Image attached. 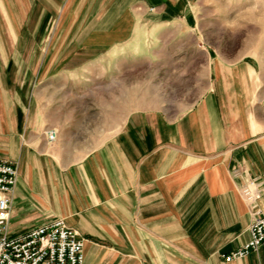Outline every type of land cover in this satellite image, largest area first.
<instances>
[{"label": "crops", "instance_id": "crops-1", "mask_svg": "<svg viewBox=\"0 0 264 264\" xmlns=\"http://www.w3.org/2000/svg\"><path fill=\"white\" fill-rule=\"evenodd\" d=\"M44 1L83 26L60 37L75 43L61 51L8 46L17 34L0 32V159L19 168L12 233L63 219L84 240L83 264H264V244L246 258H222L251 236L252 212L241 194L248 179L258 183L264 211V74L249 62L229 70L234 79L210 83L189 108L174 94L172 116L161 110V80L148 78L157 91L127 96L121 118L119 100L111 99L110 120L98 127L74 122L63 109L62 142L49 144L53 117L30 93L38 56L46 57L41 70L60 71L68 83L71 72L77 79L91 68L118 72V58L149 55L146 34L166 30L171 18L162 14L180 0ZM7 13L19 21L17 8ZM71 53L111 62L54 67L55 55Z\"/></svg>", "mask_w": 264, "mask_h": 264}, {"label": "rangeland", "instance_id": "rangeland-1", "mask_svg": "<svg viewBox=\"0 0 264 264\" xmlns=\"http://www.w3.org/2000/svg\"><path fill=\"white\" fill-rule=\"evenodd\" d=\"M12 8L21 12L15 24L7 13ZM162 15L171 18V24L165 25L167 28L161 34H146L144 42L149 55L118 58V72L91 68L81 72L78 79L72 78L76 73L69 72L71 80L68 83L60 71L41 70L46 57L38 56L40 69L31 72L30 93L34 92L32 98L36 99L39 111L53 117L55 125L47 130L56 132L53 143L61 144L62 129L67 128L68 121L61 115L63 109L71 113L74 122L84 120L98 127L106 118L110 120L111 99L119 100L116 104L121 118L131 106L126 103L127 96L140 99L148 88L157 91L156 87H148L149 79L151 82L161 80V110L172 116L174 94L182 93V108H189L209 90L210 83L234 79L229 70L236 71L249 62L257 69V74H264V0H180L168 6ZM186 16L187 24L183 20ZM189 17H195L197 24H191ZM176 23L182 24L181 31ZM82 26L68 21L62 7L44 0H0V32L16 33L18 37L13 41L6 39L8 46L71 50L75 43L60 37L78 32ZM192 27L197 31H190ZM2 42L0 40V44ZM94 57L72 53L55 55L54 67L60 63L108 66L111 62L108 59L95 62ZM72 79L81 82H72ZM23 91L25 93L26 88ZM258 93H253V100L258 98Z\"/></svg>", "mask_w": 264, "mask_h": 264}, {"label": "built area", "instance_id": "built-area-1", "mask_svg": "<svg viewBox=\"0 0 264 264\" xmlns=\"http://www.w3.org/2000/svg\"><path fill=\"white\" fill-rule=\"evenodd\" d=\"M46 136L49 144L56 140L54 130L47 131ZM18 175L17 163L0 159V264H83L84 240L63 219L46 222L21 235L12 233L11 209ZM241 194L252 212L251 236L243 247L222 256L226 262L246 258L264 244V211L258 205L262 195L256 180L248 179Z\"/></svg>", "mask_w": 264, "mask_h": 264}]
</instances>
